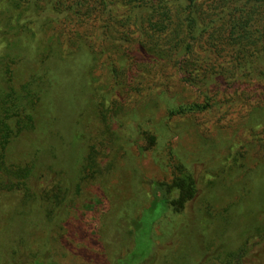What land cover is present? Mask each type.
<instances>
[{
  "label": "trees",
  "instance_id": "trees-1",
  "mask_svg": "<svg viewBox=\"0 0 264 264\" xmlns=\"http://www.w3.org/2000/svg\"><path fill=\"white\" fill-rule=\"evenodd\" d=\"M120 1L128 6L127 15L118 12ZM204 1L0 0V191L19 195L22 202V209L14 212L10 221L0 229V264H11L16 259L13 249L20 251L21 244L26 243L24 238L15 239L14 235L29 236L32 219L27 220L26 217L31 213L27 208L31 203H35L42 212L40 222L46 232L57 236L53 235L54 241H51L50 234L47 237L40 235L42 247L35 253H28L27 261L22 264H68L58 258L67 250L61 243L65 237V222L83 189L88 184H96L101 176V168L96 161V147L102 144L98 138L101 133L90 134L88 127H80L76 117L81 116L83 107L76 106L72 99V93L79 86L80 74H92V69H95L91 60L83 59V53L89 57L93 54L105 56L111 64L110 72L115 84H121L122 75L126 79L125 64L138 55L149 63L154 60L181 69L183 75L177 76L178 86L182 89L187 85L197 87L204 100L179 99L177 91H170L165 85L161 89L166 104L164 118L212 109L217 101L213 98L211 86L220 76L236 78L239 72L250 73L249 81L264 86V14L260 28L252 23L254 13L264 12V0H213L222 5L220 13L214 15L203 10ZM133 23L140 26L135 39L130 38V33L135 31ZM35 28L47 36L45 49L38 52L33 45L23 41ZM83 39H86V45ZM196 55L200 62L199 66L193 67ZM60 85L62 89H59ZM87 104L92 106L89 102ZM42 119L47 132L45 139L28 155L13 159L11 154L15 141L21 135L35 132ZM105 119L102 115L99 122L108 128ZM77 125L83 132H78ZM144 127H141L140 135L153 144L158 135L171 130L166 123L160 125L158 134ZM86 133L88 138L81 143L80 136ZM83 146L86 149L82 151ZM140 149L146 147L140 145ZM60 164L68 178L66 184L58 181L43 194L39 192L35 186L38 188L41 169L55 172V167ZM171 166L173 174L170 180H151L153 198L148 205L142 206L139 214L135 212V200L126 201L120 208L115 225L122 219L128 221L126 237L133 235L134 244L121 251L113 248L107 264L156 263L157 227L167 217L175 219L179 214H187L190 201L199 190L198 176L182 159L172 162ZM255 172L261 175L257 190L262 197L257 208L264 211V157H259ZM57 175L59 172L54 177ZM137 182L139 185L140 181ZM207 213L213 217V211ZM252 227L259 235L258 244L261 245L264 221ZM229 228L228 222L221 232L227 234ZM190 240V249L182 259L187 264H204L201 257L208 251L206 244L207 250L202 252L204 246L200 239L192 236ZM193 252L198 253V260L192 256ZM250 252L241 246L228 251L227 256L244 258ZM11 253L14 256L8 260ZM171 254L164 257L163 264L169 261ZM22 257L17 261L21 262ZM262 259L259 254L256 264H264Z\"/></svg>",
  "mask_w": 264,
  "mask_h": 264
},
{
  "label": "rangeland",
  "instance_id": "rangeland-1",
  "mask_svg": "<svg viewBox=\"0 0 264 264\" xmlns=\"http://www.w3.org/2000/svg\"><path fill=\"white\" fill-rule=\"evenodd\" d=\"M117 5L120 14L129 13L126 3L120 1ZM201 7L214 15L220 13L222 5L205 0ZM263 14H253L252 23L256 28L261 27ZM132 26L135 31L130 33V38L135 39L140 26L136 23ZM176 29L179 31L178 25ZM86 39L90 40L88 37ZM86 39L82 40L84 45ZM23 41L29 46L33 45L38 52L45 49L47 36L35 28ZM124 46L128 49L127 44ZM121 48L124 47L121 45ZM129 51H133V48H129ZM83 54V59L91 60L95 69H92V74H80L79 86L72 93V99L76 106L83 107L81 116L76 117L79 118L80 127H88L90 134L101 133L98 138L102 144L96 147L101 176L96 184H88L81 190L75 200L76 207L65 222V237L61 243L67 250L58 257L60 261L68 264H107L113 248L121 251L132 246L134 236L126 237L128 221L122 219L115 225L120 208L126 201L135 200V212L139 214L142 206L148 205L153 198L151 180H170L173 174L171 163L182 159L198 176V194L190 201L187 214H179L175 219L167 217L157 227V260L154 264H163L164 257L170 253L166 264H187L182 255L189 251L192 236L200 239L204 246L202 252L208 248L201 257L204 264H256L259 254L264 262V239L261 245L258 244L260 237L252 227L264 221V211L257 208L262 197L257 190L261 175L255 172L259 157H264L263 84L249 81L250 73L244 72H239L236 78L217 77L211 86L213 98L217 101L212 109L164 118L166 104L161 89L165 85L170 91H177L179 99L204 100L197 87L187 85L182 89L178 86L177 76L183 75L181 69L154 60L149 63L145 57L138 55L125 64L128 74L121 69L127 80L122 75L121 84H115L110 72L111 64L105 56L93 54L89 57ZM70 58L73 59L72 56ZM199 62L197 55L194 56L193 67L199 66ZM59 89H62L61 85ZM88 102L92 106H88ZM102 115L106 117L105 123L109 129L99 122ZM42 122L43 119L35 132L21 135L15 141L11 154L13 159L28 155L45 139L47 132ZM164 123L171 130L158 135L155 144L140 135L143 126L149 132L158 134L160 125ZM80 127L76 126L79 133L83 132ZM80 138L83 143L88 138L87 133ZM140 145L146 149H140ZM84 149L85 146L82 151ZM63 171L61 164L55 167V172L48 168L41 169L38 188L34 184L32 189L35 186L43 194L58 181L66 184L68 178ZM137 181H140L139 185ZM27 208L31 213L26 219H32V224L29 236L14 235L15 239L24 238L26 243L21 244L20 251L13 249L16 252L13 264L26 262L28 253H35L37 248L42 247L41 236L50 234L40 222L42 212L36 204H28ZM20 209L22 202L19 195L0 191V229ZM208 211H213V217L208 215ZM227 221L231 228L224 234L221 231ZM53 235L57 236L50 234L51 241H54ZM110 235L111 239L108 238ZM241 246L250 249V254L244 258L227 256L228 251ZM13 256L11 253L7 259ZM192 256L195 260L199 259L197 252H193ZM21 257L22 261H17Z\"/></svg>",
  "mask_w": 264,
  "mask_h": 264
}]
</instances>
